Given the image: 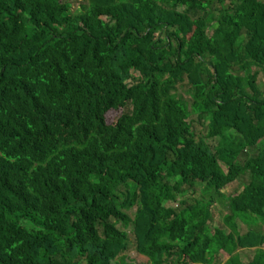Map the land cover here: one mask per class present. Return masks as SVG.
<instances>
[{
  "label": "trees",
  "instance_id": "trees-1",
  "mask_svg": "<svg viewBox=\"0 0 264 264\" xmlns=\"http://www.w3.org/2000/svg\"><path fill=\"white\" fill-rule=\"evenodd\" d=\"M261 73L264 0H0V264H264Z\"/></svg>",
  "mask_w": 264,
  "mask_h": 264
},
{
  "label": "rangeland",
  "instance_id": "rangeland-1",
  "mask_svg": "<svg viewBox=\"0 0 264 264\" xmlns=\"http://www.w3.org/2000/svg\"><path fill=\"white\" fill-rule=\"evenodd\" d=\"M209 34L211 33V29L209 28ZM137 74V73H135ZM258 83L263 87L264 86V73H261L258 75ZM179 93L184 97L185 96V92L184 89L179 87L178 88ZM119 113V111H109L106 114V119L108 122H111L113 120V118ZM245 181V178L243 176L237 178L236 180L232 181L230 184L227 185V191H232L236 188H238L240 186V184ZM170 204L172 206H176V201H171ZM219 208H221V210H216L214 209V207H212V222H210V225L212 227V230L214 228V226L219 227V228H223L226 231H231L235 234H237L238 230L239 233L246 231V229L248 228L247 225L241 223L238 219H236V224H237V228L235 227H230V225L228 224L227 217L229 215V209L226 206H220ZM118 226H120L118 224ZM264 247V246H263ZM212 248L214 249V245L212 246ZM236 251H238L240 258L243 262H247L249 259H251L252 254H253V250H240L237 249ZM125 253V254H124ZM121 256V258L125 259L126 263H143V264H149V261L145 260L144 258L140 257L135 251H134V245H133V239L132 236L129 237V246H128V251L124 252ZM217 258L220 260L219 264L224 262L227 258L228 255L223 252L220 251V253L217 255Z\"/></svg>",
  "mask_w": 264,
  "mask_h": 264
},
{
  "label": "crops",
  "instance_id": "crops-1",
  "mask_svg": "<svg viewBox=\"0 0 264 264\" xmlns=\"http://www.w3.org/2000/svg\"><path fill=\"white\" fill-rule=\"evenodd\" d=\"M264 246V245H263ZM264 248V247H263Z\"/></svg>",
  "mask_w": 264,
  "mask_h": 264
}]
</instances>
